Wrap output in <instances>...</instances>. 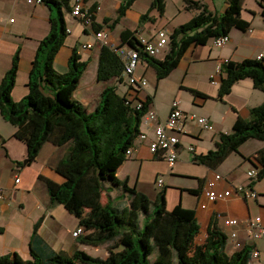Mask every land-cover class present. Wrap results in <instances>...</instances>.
Masks as SVG:
<instances>
[{"label": "trees", "instance_id": "obj_1", "mask_svg": "<svg viewBox=\"0 0 264 264\" xmlns=\"http://www.w3.org/2000/svg\"><path fill=\"white\" fill-rule=\"evenodd\" d=\"M71 0H42L55 11L50 19L48 34L42 38L32 62L28 82V93L20 101H14L11 90L18 69L19 49L12 64L0 82V113L17 128L32 121L37 130L28 147L25 162L35 160L42 145L49 142L55 146L67 145V150L56 163L55 170L61 182L40 176L44 181L50 204H62L83 227L80 242L98 246L106 244L105 257L92 256L82 249L71 254L55 251L44 243L37 230L41 220L33 226L29 240L30 259H23L12 251L0 255V264H247L250 248L244 245L228 254L225 250L227 236L212 218L202 243L195 242L199 223L194 209L181 204L168 209L164 191L154 200L130 186L127 179L118 178L119 166L128 158L127 150L133 147L140 134L143 115L153 101V95L140 96L141 89H133L128 83L123 93L115 84L106 85L100 92L93 109L88 110L72 95L76 80L87 66L72 50L68 70L59 72L54 68L55 54L66 36L63 9L70 11ZM135 0H122L113 18L114 26ZM186 7L197 8L190 20L175 27L169 34V49L162 58H141L154 69L157 81L168 76L179 64L184 52L192 45H204L233 29L247 31L250 22L241 17L244 0H224L223 12L215 13L204 4L194 0H183ZM264 0H260L263 4ZM96 7H91L95 9ZM151 9L162 15L165 0H151L149 10L140 15V22L149 18ZM264 12V7H263ZM93 24V23H92ZM121 42L132 47L140 45L134 30L122 29ZM218 95L229 92L232 84L249 77L254 86L264 91V57L244 58L240 61L223 60ZM123 73V61L107 46H101L97 68L100 80L117 78ZM194 96L208 97L194 88L184 87ZM133 89L135 93L129 92ZM141 101L136 108L135 101ZM249 139L264 140V102L249 111L248 118L238 117L228 133H220L214 149L193 155V160L215 168L232 152ZM155 156L160 157L159 154ZM258 167V177L264 176V147L252 158ZM115 188V189H114ZM111 192H116L111 195ZM105 200L102 201V197Z\"/></svg>", "mask_w": 264, "mask_h": 264}, {"label": "crops", "instance_id": "obj_2", "mask_svg": "<svg viewBox=\"0 0 264 264\" xmlns=\"http://www.w3.org/2000/svg\"><path fill=\"white\" fill-rule=\"evenodd\" d=\"M121 1L84 0L85 6L97 7L94 9L93 24L88 26H84L83 22L72 15L69 10L67 11L70 17H67L63 10L67 36L55 54L53 65L59 72L67 71L73 49L80 61L87 62L85 70L75 82L72 95L88 110L93 109L101 90L106 85L115 84L119 92L121 85L125 84L123 73V81L117 78L98 79L97 68L101 45L94 37L95 30L106 29L118 39L120 31L125 28L134 30L136 36L147 37L153 36L159 28H166L169 35L175 27L187 22L199 12L197 8L186 7L183 0H165V9L162 15H159L156 9H151L149 18L140 22V15L149 10L151 0L142 9H136L139 1L135 0L126 14L114 26H111ZM194 1L204 4L209 11L215 13L223 12L226 7L224 0ZM243 6H245L244 2ZM263 7V5L255 9L245 7L247 16H243L241 12V17L250 22V28L247 31L233 28L228 34V42L218 49L215 48L213 39L204 45L190 46L176 67L184 70L182 77V82H184L193 64L198 62L212 64L207 73V85L203 88L199 89L189 86V84L184 85L182 82L180 84L205 93L208 97L191 94L192 104L189 107H182L179 101V106L185 111L209 117L214 125V130L192 128L190 133L180 134L178 157L170 165L165 158L157 157L150 152L148 142L153 138V125L141 123L140 131L146 137L136 138L130 155L116 172L118 178H126L130 186H135L152 200L160 191H164L168 209L177 204L194 209L199 223V233L195 238L198 243L206 237L210 221L214 218L217 227L227 236L225 250L228 254L236 250L233 246L235 241L251 248L244 223L248 216H259L264 223V176L256 179L252 184V188L258 193L256 198H244L234 191V187L246 186L249 183L246 172L254 167L250 158L264 147V143L255 144L249 150L240 147L239 152L230 153L215 168L194 161L193 155L214 149L221 132H230L238 117L248 118L250 109L264 102V91L256 88L253 80L249 77L235 81L229 92L223 94L221 98L218 95L223 76L218 67L223 60L240 61L244 58H256L258 53L264 51L263 46L256 51L251 50L250 53L241 52V40L233 35V30H238L242 33L251 32L257 38L264 37V28L254 27L257 13H260L262 21ZM54 16L55 11L45 3H28L27 0H0V82L12 64L15 51L19 49L18 69L11 90V97L16 102L28 93L29 76L37 47L40 40L48 34L50 19ZM127 16L136 21V25L128 26L125 23L116 32L117 25ZM87 42L92 43V46L82 47ZM90 66H92L91 76L86 75ZM150 69L153 70L155 78L154 69L145 59L141 58L136 73L138 76L146 78L147 84L143 88L144 93H140V96L153 95V101L149 108L156 111L158 120H164L173 98L168 99L165 111L157 109L154 98L160 80L157 81L155 78L151 82L154 85V91L151 93L148 89L152 84L148 83L146 75ZM212 76L217 80V83L211 82ZM180 85V89L187 90L181 88ZM127 88L128 85L125 90ZM36 130V121L17 128L7 122L0 113V186L4 188L5 194L4 198L0 199V255L15 251L23 259H30L29 240L33 226L39 219L41 222L37 233L48 248L64 251L67 254H71L76 249L89 252L92 245L80 242L83 233L77 236L72 235V231L79 227L78 218L69 213L62 204H50L45 183L40 178L43 176L56 182L63 180L54 167L65 154L67 145L55 146L45 142L35 160L28 164L19 165L17 163L25 160ZM190 145L193 146V151L189 149ZM227 160L231 165L223 167V163ZM16 174L19 175L17 183L14 181ZM215 174H220L221 178L214 179ZM159 178L162 179L161 185L156 182ZM209 188L218 192L230 189L231 192L225 199H210L206 194V190ZM218 214H221L222 217H218ZM226 217L237 218L239 224L236 226L225 225L223 221ZM232 231L237 233L235 239L229 236ZM98 246L104 248L103 257H105L107 255L106 244ZM254 246L259 251V259L250 258L247 264H264V238L256 240Z\"/></svg>", "mask_w": 264, "mask_h": 264}, {"label": "built area", "instance_id": "obj_3", "mask_svg": "<svg viewBox=\"0 0 264 264\" xmlns=\"http://www.w3.org/2000/svg\"><path fill=\"white\" fill-rule=\"evenodd\" d=\"M27 2L43 3L42 0H27ZM94 11L95 10L91 9L90 6L84 5V0L70 1L71 14L79 18L83 22L84 26L92 24ZM262 22L264 23V14L262 16ZM93 34L95 39L100 43L101 46L109 47L123 61V75L125 76L124 82L130 84L133 89L139 87L141 90L147 84L146 78L140 77L136 73V69L141 60V53L147 56L157 57L162 51H164L169 41V35L166 28H159L151 37H147L144 35L137 36V39L140 43V45L137 47H132L128 45L127 42H121L120 39L112 36L106 29L95 30ZM228 40V35H221L217 38H214L213 43L214 45L221 47L222 45L227 43ZM91 46L92 43L90 42L82 45V47L84 48H89ZM261 57H264V51L258 53L256 58L260 59ZM218 70L220 71V66L218 67ZM211 82L217 83V80L212 76ZM133 89L129 90V92L135 93ZM135 106L136 108L141 107V101H135ZM141 123L153 125V138L148 142V148L150 152L153 154H159L160 157L165 158L170 165H172L178 157V143L180 134L190 133L192 128H196L197 130H214V125L209 117L181 109L179 106V100L177 98H174L170 102V107L164 120H158L156 111L152 108H148V110L142 117ZM138 137L145 138L146 135L140 132ZM189 149L191 151L194 150L192 145L189 146ZM131 151L132 147L127 150L128 156L130 155ZM246 174L249 179V183L246 186L239 185L234 187V191L241 194L244 198H256L258 196V193L252 188V184L258 177V168H250L246 172ZM220 178V174L214 175V179L217 180ZM14 181L16 183L19 182L18 174L15 175ZM156 182L158 185H161L162 179L159 178ZM230 192V189L224 192H218L212 188L206 190V194L208 195V197H210V199L219 200L225 199L227 195L230 194ZM4 196V188L0 186V199H3ZM217 216L222 217L221 214H218ZM223 222L225 225L229 226H236L239 224V220L237 218L230 217L224 218ZM244 223L246 226L248 242L251 243L250 258L259 259L260 254L258 249L254 246V242L260 238H264V223L259 216H248L244 220ZM82 233V226H79L77 229L72 231L73 236H77ZM229 236L230 238L235 239L237 237L236 231L230 232ZM204 239L202 240V242H204ZM233 246L236 250H238L244 245H242V243H240L239 241H235Z\"/></svg>", "mask_w": 264, "mask_h": 264}, {"label": "rangeland", "instance_id": "obj_4", "mask_svg": "<svg viewBox=\"0 0 264 264\" xmlns=\"http://www.w3.org/2000/svg\"><path fill=\"white\" fill-rule=\"evenodd\" d=\"M137 8L136 9H142L144 6H147L150 2V0H138ZM219 1V0H217ZM244 5L242 9V15L247 16V11L246 8L248 9H255L258 8V6L263 5L260 4V0H244ZM111 7V6H110ZM65 15L67 17L69 16V12L67 9H63ZM261 21L260 13H257L255 15L254 19V27H260L264 28V24ZM127 24L128 26H134L136 25V21H134L130 16H127L123 19L122 22H120L117 25V28H115V31L117 32L119 28L123 27L124 24ZM233 35L237 37L238 39L241 40V46H240V51L241 52H246L250 53L251 50L256 51L258 48L260 49L261 47L264 46V37L257 38L254 36L251 32H246L242 33L241 31L238 30H233ZM215 48L218 49L219 46L215 45ZM169 45L162 51L157 57L162 58L163 55L168 51ZM212 64L210 62H198L196 64H193L189 70V73L186 75V79L184 82H182V77L184 74V70L182 68H176L174 69L168 76L165 78L161 79L158 85V88L155 92V104L156 107L159 111H165L166 110V104L168 99H174L176 97L179 101L182 107H189L192 104V95L189 91L180 89L179 85L181 84H189V86L192 87H197L199 89L203 88L205 85H207L208 78H207V73L211 69ZM86 75L91 76L92 75V66L89 67V70ZM148 78V83L152 84L149 87V91L153 93L154 91V85L153 80L155 79L153 76V70L150 69L149 72L146 74ZM127 84H122L120 87L119 92L123 93L124 90L126 89ZM144 91L143 89L141 90V94H143ZM264 143V140H255V139H249L246 142H244L240 147L241 149L244 150H249L252 149L255 144L260 145ZM236 155V154H234ZM236 157V156H233ZM231 163L229 160L223 163V167H229ZM115 189V188H114ZM116 192H111V195H115ZM105 200V196L102 197V201ZM104 248L101 246H90L88 254L92 256H99L103 257L105 251L103 250ZM101 254V255H100ZM103 254V255H102Z\"/></svg>", "mask_w": 264, "mask_h": 264}, {"label": "water", "instance_id": "obj_5", "mask_svg": "<svg viewBox=\"0 0 264 264\" xmlns=\"http://www.w3.org/2000/svg\"><path fill=\"white\" fill-rule=\"evenodd\" d=\"M24 162H25V160H24ZM253 166H254V168H258V167H257L256 165H254V164H253Z\"/></svg>", "mask_w": 264, "mask_h": 264}]
</instances>
